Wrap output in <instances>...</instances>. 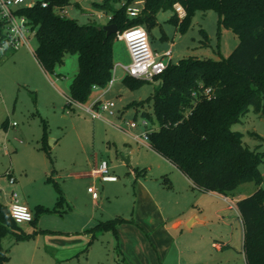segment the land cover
<instances>
[{
    "label": "rangeland",
    "instance_id": "1",
    "mask_svg": "<svg viewBox=\"0 0 264 264\" xmlns=\"http://www.w3.org/2000/svg\"><path fill=\"white\" fill-rule=\"evenodd\" d=\"M37 1L26 0L21 7ZM106 1L110 4L107 9L101 7ZM126 1L72 0L67 6V17L80 24L104 27L110 21L112 10L121 8ZM172 15L170 10L157 14L158 25L152 29L150 44L157 53L171 50L174 64L191 56L214 60L228 57L239 43V37L231 29L218 28L219 16L214 10L197 12L186 33H181L169 22ZM201 30L207 32V41ZM163 35L167 37L162 38ZM27 37L35 50L38 42L34 32L27 33ZM114 60L115 65L130 63L122 41L114 45ZM78 69L77 55L68 54L50 80L27 48L0 54V203L7 204L5 193L16 190L23 191L34 202H47L52 209L58 198L56 184L65 199L58 211L41 215L36 225H21L30 236L28 239L16 241L11 235L4 240L10 257L8 264L128 263L117 248L118 241L112 232H97V238L91 243L86 232L99 221L117 217L131 219L137 207H149L148 201L138 202L137 174L144 187L158 197L160 205L172 217L199 208L194 204L201 194L181 181L171 189L168 178L174 182L178 175L173 166L147 143L131 139L119 128L128 129L127 122L136 121L139 128L134 131H141V121L145 119L143 112L152 113L151 105L145 101L154 95L161 80L130 89L123 83L127 74L119 65L113 71L114 83L103 97V101L115 103V114L102 112L108 119L105 121L93 119L81 108L67 105L70 84ZM143 101L142 107L130 106ZM233 130L243 134L251 150L264 154L262 115L250 109L233 125ZM45 133L47 150L43 149ZM103 159L111 165L110 174L117 176V181L78 176L91 171L95 163ZM260 169L264 177V159ZM8 171L17 179L15 185L10 183ZM89 187L95 188L96 198L88 191ZM255 190L256 184L246 183L229 198L235 201ZM142 192L144 195V190ZM207 200L200 203V207H205L207 223L196 226L194 235L203 234L219 244L230 241L231 247L224 249L222 254L213 248L209 259L198 264H245L243 229L237 211L230 207L227 199ZM221 206L228 210L216 212Z\"/></svg>",
    "mask_w": 264,
    "mask_h": 264
},
{
    "label": "trees",
    "instance_id": "2",
    "mask_svg": "<svg viewBox=\"0 0 264 264\" xmlns=\"http://www.w3.org/2000/svg\"><path fill=\"white\" fill-rule=\"evenodd\" d=\"M45 1L46 7L38 0L31 6L19 7L16 14L26 17L31 24L38 42L34 55L46 73L53 74L68 54L77 55L79 69L70 84L69 96L85 103L94 86L106 88L112 80L117 35H109L93 23L80 24L61 15L59 10L70 6L72 0ZM138 1L143 2L137 6L141 10L136 17H130L128 8ZM176 4L185 9L183 18L175 11ZM109 5L106 1L101 7L107 9ZM168 10L173 12L169 22L181 33L189 30L197 12L214 10L219 16L218 28L231 29L239 43L228 57L184 58L171 63L155 78L161 80V85L145 101L151 105L153 115L143 112L152 129L148 141L155 152L201 191L233 197L241 185L256 184V190L236 204L243 226L246 263L264 264V177L260 169L264 154L251 150L243 134L233 130V125L250 109L264 117V0H127L121 8L112 10L108 24H115L118 32L141 25L150 35L158 25L157 14ZM6 28V22L0 19V33L4 36ZM201 32L207 41V32ZM145 82L148 81L129 75L123 79L130 89ZM207 89L210 93H206ZM145 102L130 106L139 108ZM46 140L45 133V150ZM56 189V206L51 209L37 205L31 223L36 225L41 215L58 211L64 205L57 184ZM125 221H100L87 232L92 234V240L99 231H113L117 235V225ZM11 235L16 241L30 237L11 217L8 207L0 203V264L10 259L4 240Z\"/></svg>",
    "mask_w": 264,
    "mask_h": 264
},
{
    "label": "crops",
    "instance_id": "3",
    "mask_svg": "<svg viewBox=\"0 0 264 264\" xmlns=\"http://www.w3.org/2000/svg\"><path fill=\"white\" fill-rule=\"evenodd\" d=\"M142 5H143L142 1L135 2L136 7ZM164 37L167 36L163 35L162 38ZM14 51L16 52L17 50ZM45 74L47 78L52 80L51 74H48L46 72ZM110 88L111 87L109 86H107L106 88H100L94 86L88 100L85 103L82 102L80 103L88 106L95 103L98 100H103L104 95L107 92H109ZM73 107L81 108L79 106H73ZM81 109L84 110L83 108ZM140 126H141V131L139 133L134 131L135 129L139 128V125L134 129L128 127V129H124L123 132H125L131 139L135 140L132 137V134H141L144 131V127L142 125ZM141 143L143 144L147 143V146L151 148L149 141H142ZM168 162L173 166L174 170H176L178 174L177 177L175 176L174 182L173 181L171 182L168 178V181L170 182V188L175 189V185L177 187L181 181L184 182L186 185L191 186L192 189H196L201 195H197L195 200L196 204H194V206L197 205V207L199 208L197 211L196 210L189 211L190 213H187L186 215L180 214L179 216L172 217L171 215L166 213V209L160 205V200H158V197L154 196V194H152L149 190H147L144 187V185L141 183V179L138 178V174H137L136 175L137 186L138 185L140 186V188L138 189L140 190L138 202L141 203V200L148 201L149 207H147L146 209L143 205L137 207L134 212V217L131 219L117 217L116 219L126 220L125 222L117 225V235L113 231H106V232H112V234L114 235L113 237L118 241L117 248L124 254L125 259L128 262L126 264H198L202 262L205 263L209 259L208 255L210 256V253H212L211 250L213 248L217 250L218 254H222L224 252L223 251L224 249L231 247V242L227 241V242H222V245L224 244L225 247L216 248L214 247V242H211L210 237L207 238L203 234H199V233L197 235H194L193 232L196 226L198 225L200 226L207 223V217L205 215V207L204 208L200 207V203H202V201L203 202L206 201L207 198L208 199L213 198L218 200L222 199L224 201V199H227L229 197H226L217 192H205L195 188L192 182L177 167H175L170 161ZM99 164L100 163H95V166L91 171L78 174V176L94 177L97 179H101L93 176V170L97 168ZM109 167L111 170L110 164ZM142 175L143 176L146 175L145 172H142ZM110 176L115 177L116 179L115 180L102 179V180L111 181V182L118 180L117 176L111 174ZM16 183H17V179L16 182L13 183V185H15ZM20 189H22V187H20ZM143 190H144V195H142ZM10 193H5L4 195L5 199L7 200V204H5L7 207H9V203L11 201ZM18 197L20 203L26 205L31 210L32 213H34V208L37 205H43L45 207L50 208L47 202H40V200H36L34 202L29 197H26L23 191H21V193L18 192ZM239 199L242 198L238 197L235 199V201ZM31 207H33V209ZM227 210L228 209H226V207L221 206L217 208L216 212L220 213L222 211H227ZM238 220L242 226V222L240 221V219ZM24 224H34V223H24ZM86 237L91 239L90 243L94 241V239L92 240L91 233L86 232ZM242 253H243V246H242ZM5 264H8V261ZM245 264H247L246 259H245Z\"/></svg>",
    "mask_w": 264,
    "mask_h": 264
},
{
    "label": "built area",
    "instance_id": "4",
    "mask_svg": "<svg viewBox=\"0 0 264 264\" xmlns=\"http://www.w3.org/2000/svg\"><path fill=\"white\" fill-rule=\"evenodd\" d=\"M26 0H0V19L6 22V35L0 33V54H4L10 50H18L19 48L25 46L33 53L35 50L32 49L30 40L27 37V33L34 32L31 28V24L28 19L24 16L17 15L16 10L25 3ZM42 1V6L46 7L48 3L45 0ZM140 7H129L128 15L130 17H136L140 12ZM175 11L181 17L185 16V9L182 5L176 4ZM61 15H68L67 7L63 10H59ZM117 41H122L127 49V53L130 57V63L128 65L117 64L114 67V72L116 68L121 65L126 71V74L134 77L136 79L153 82L155 78L164 73L167 67L172 63V51L168 50L163 53H157L153 51L150 44V35L147 29L144 26H133L123 32H117ZM114 72L112 80L109 82L108 86H112L114 83ZM206 93H210V89L206 90ZM67 105L68 106H79L83 108L86 112L91 114L94 119H102L107 121L103 117L102 112H108L110 115H114L115 103L113 101H103L98 100L91 105H84L80 102L72 99L70 96H67ZM128 126L131 129H134L138 126L136 121H128ZM141 125L144 127V131L141 134H132V137L137 141H148L149 133L151 132L150 123L147 119L141 121ZM124 130V128L119 127ZM10 175V183H15L16 178L8 171ZM93 176L101 178L103 180H115V177L110 176V167L107 160H102L97 168L93 170ZM88 191L93 194L94 197H97L96 190L94 187H89ZM11 201L9 203V213L12 217L10 211L13 205H19L27 209L28 213L31 214L32 219L27 221H22L19 225L24 223H31L33 220V213L26 206L20 203L18 192L13 190L10 193ZM230 203V207L235 209L238 214V218L241 221V216L236 204V201H233L231 198H227ZM13 218V217H12ZM14 219V218H13ZM15 220V219H14ZM17 223V221L15 220ZM18 224V223H17ZM214 247L220 248L222 244L214 243Z\"/></svg>",
    "mask_w": 264,
    "mask_h": 264
},
{
    "label": "clouds",
    "instance_id": "5",
    "mask_svg": "<svg viewBox=\"0 0 264 264\" xmlns=\"http://www.w3.org/2000/svg\"><path fill=\"white\" fill-rule=\"evenodd\" d=\"M12 213V217L17 221V223H21L22 221L31 220L32 216L30 213H28L27 209L19 206V205H13L10 209ZM7 218V214H6Z\"/></svg>",
    "mask_w": 264,
    "mask_h": 264
},
{
    "label": "water",
    "instance_id": "6",
    "mask_svg": "<svg viewBox=\"0 0 264 264\" xmlns=\"http://www.w3.org/2000/svg\"><path fill=\"white\" fill-rule=\"evenodd\" d=\"M102 29L104 31H106L107 34H109V35L110 34H116L118 32V28L115 24H108V25L102 27ZM127 162H128V160H127Z\"/></svg>",
    "mask_w": 264,
    "mask_h": 264
}]
</instances>
